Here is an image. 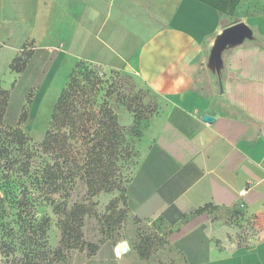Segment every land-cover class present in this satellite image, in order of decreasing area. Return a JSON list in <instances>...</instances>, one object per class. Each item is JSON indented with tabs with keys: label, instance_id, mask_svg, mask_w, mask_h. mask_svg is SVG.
<instances>
[{
	"label": "crops",
	"instance_id": "1",
	"mask_svg": "<svg viewBox=\"0 0 264 264\" xmlns=\"http://www.w3.org/2000/svg\"><path fill=\"white\" fill-rule=\"evenodd\" d=\"M153 1L0 0V25L13 29V18L68 16L75 24L68 42L74 44L85 33L78 19L89 15L95 50L104 51L100 35L117 10L125 23L128 14L144 21L137 12ZM166 7L164 23L149 29L137 49L134 77L159 107L136 142L127 216L90 240L99 244L94 252L77 250L55 264H144L134 243L139 235L164 242L168 256L182 264H264V0H168ZM238 24V37L217 49ZM205 114L215 121H205ZM101 194L113 199L119 192ZM242 202L246 217L258 222L245 245L229 239L235 226L213 221ZM195 219L187 233L167 240ZM211 242L225 249L215 260L208 258Z\"/></svg>",
	"mask_w": 264,
	"mask_h": 264
},
{
	"label": "rangeland",
	"instance_id": "2",
	"mask_svg": "<svg viewBox=\"0 0 264 264\" xmlns=\"http://www.w3.org/2000/svg\"><path fill=\"white\" fill-rule=\"evenodd\" d=\"M167 4L168 0H154L151 4L145 5V9L137 12L144 21H135V18L128 14V21L125 23V20L120 18V11L117 10L111 27H107L108 31L100 35V46L103 45L104 51L95 50L99 43H93L94 28H89L91 27L90 21L87 20L91 19L89 15L78 19L81 28L84 27L85 30L82 40L69 44L75 24L68 16L60 19L31 18L25 21L26 19L10 17L12 11L11 14H7L17 23L13 29L7 27V24L0 25V44L5 45L0 47V85L10 91L5 123L11 126L20 124L24 132L32 138V142L25 146L11 142L4 139L0 130V148L3 151L0 158V264H9L15 256L22 259L27 253L35 258L37 252L42 250L48 253L51 264L66 259L70 253L77 250L90 254L93 251L92 246L99 245L90 240L105 235L114 225L109 226L106 221L107 215L112 212L108 206L112 199L109 195L102 194L90 196L83 177L75 179L69 192L54 195L61 211L54 210L55 205L45 200V191L42 189L43 169L48 162H53L54 158L44 153L36 144L45 137L54 106L68 84L77 61L82 59L92 64L99 63L97 65L101 68L102 80L99 84L102 88L99 94L110 90L108 103L118 113L120 124L130 126V130H125L126 139L122 142V147H127L131 155L121 159L118 164L124 184L130 179L137 164L136 142L143 134V126L141 125V135L133 134L139 130V125L131 129L134 119L128 124L127 119L134 118V114L127 108V103L133 102L136 106L139 102L146 105L150 103L151 106L159 107L157 98L148 88L139 85L134 77L137 69V49L148 36L149 29L152 31L164 23L163 20L167 17L165 15L168 10ZM34 5L37 3L33 4V7ZM60 35L64 40L60 39ZM22 47L32 53L26 69L18 73L11 70L10 61L15 54L22 52ZM215 51L212 48L210 54L208 53L209 57H212ZM24 109L27 112V119L19 123ZM145 114L149 116L145 120L153 116ZM75 146L83 148L80 142ZM29 151L32 154V165L28 172H23L21 165L26 159V152ZM77 204H85L88 207V214L85 215L82 226L77 225L71 215L73 207ZM243 208L220 212L221 216L216 215L213 219L216 221L223 218L224 223L235 226L233 232L229 233V239L236 240L235 243L239 245L248 243L249 235L258 229L257 220L247 218ZM46 217L50 219V223L45 237L41 239L45 244L42 246L35 244L29 234ZM139 237L134 242L135 246L140 242ZM153 239L154 242L144 247L145 249L143 245L146 244L141 246L144 252L150 253L149 257L144 259V264H182L180 260L168 256L169 248L164 242L155 237ZM223 250L225 249H219L217 242L209 243L208 258L217 259ZM5 252L10 253L9 259L4 256Z\"/></svg>",
	"mask_w": 264,
	"mask_h": 264
},
{
	"label": "trees",
	"instance_id": "3",
	"mask_svg": "<svg viewBox=\"0 0 264 264\" xmlns=\"http://www.w3.org/2000/svg\"><path fill=\"white\" fill-rule=\"evenodd\" d=\"M31 53L30 50L22 47V52L13 59L10 65L11 70L18 73L23 72L27 67ZM100 69L99 65L83 60L75 64L69 82L54 106L45 137L36 146L54 158L53 162H48L45 165L42 172V189L45 191V200L55 205L54 210L61 211L54 195L60 192H69L75 179L83 177L87 185V193L92 197L101 192H119V195L110 200L108 204L112 212L107 215L106 221L109 226H112V224L123 221L128 213L126 183L129 180L124 184L118 164L121 159L131 155L128 153L127 147H122V142L126 139L125 130H130V126L120 124L118 113L108 103L107 97L110 95V90L99 94L102 90L99 86L102 81ZM9 97L10 91L0 85V130L4 139L22 146L28 145L32 142V138L24 132L19 126L20 124L11 126L5 123ZM127 108L134 114V123L131 129L139 125V130L133 134L139 136L142 133L143 122L149 117L145 113L153 114L158 106L156 108L150 103L146 105L140 102L136 106L133 102H128ZM26 119L27 112L24 109L19 123L25 122ZM78 142L83 148H76L75 145ZM2 155L3 151L0 148V158ZM25 155L26 159L21 165V169L23 172H28L32 165V154L29 151ZM121 203H123V207H120ZM206 209L198 210L197 215L205 214ZM87 214L88 207L85 204H77L71 211L74 221L79 226L84 224V217ZM197 221H190L182 229L170 232L167 240L172 242L183 236L197 224ZM49 223L50 219L46 217L36 229L31 231L29 235L35 244L45 245L41 239L45 237ZM139 238L140 242L135 247L141 257L147 258L150 253L144 252L141 246L146 244L143 245L144 248L152 244L153 236L140 235ZM92 248V252H94L98 245H94ZM9 255V252H5L4 256L9 259ZM9 262V264H44L45 262L51 264L48 253L44 250L37 252L35 258L27 253L22 259L15 256Z\"/></svg>",
	"mask_w": 264,
	"mask_h": 264
},
{
	"label": "water",
	"instance_id": "4",
	"mask_svg": "<svg viewBox=\"0 0 264 264\" xmlns=\"http://www.w3.org/2000/svg\"><path fill=\"white\" fill-rule=\"evenodd\" d=\"M242 29H243V26L240 25V24H238V25L234 26L233 28H231V34H230L229 38H227V40L225 39L224 41H221L219 43V45L217 46L218 47L217 49H220L229 39H231V40L232 39H236L238 37L239 33L242 31ZM203 119L205 121H207V122L212 123V122L215 121L216 118L214 116H212V115L205 114L203 116Z\"/></svg>",
	"mask_w": 264,
	"mask_h": 264
},
{
	"label": "built area",
	"instance_id": "5",
	"mask_svg": "<svg viewBox=\"0 0 264 264\" xmlns=\"http://www.w3.org/2000/svg\"><path fill=\"white\" fill-rule=\"evenodd\" d=\"M247 192V190H246V188H244V189H242V190H240V195H244L245 193ZM245 206V203H241V207H244ZM124 251V250H123Z\"/></svg>",
	"mask_w": 264,
	"mask_h": 264
}]
</instances>
